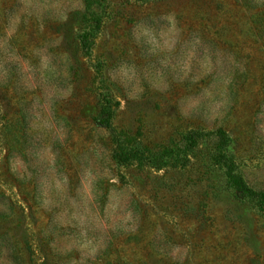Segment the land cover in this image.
<instances>
[{
    "label": "rangeland",
    "instance_id": "rangeland-1",
    "mask_svg": "<svg viewBox=\"0 0 264 264\" xmlns=\"http://www.w3.org/2000/svg\"><path fill=\"white\" fill-rule=\"evenodd\" d=\"M219 152L264 192V0H0V264H264Z\"/></svg>",
    "mask_w": 264,
    "mask_h": 264
},
{
    "label": "trees",
    "instance_id": "trees-1",
    "mask_svg": "<svg viewBox=\"0 0 264 264\" xmlns=\"http://www.w3.org/2000/svg\"><path fill=\"white\" fill-rule=\"evenodd\" d=\"M88 35V33H84L80 37L81 46L83 50H86L87 48L86 42L88 39ZM98 105V123L112 132V127L110 123L112 115V113L110 112L111 103L109 102V100L103 98L99 100ZM218 135L220 138L219 150H221L224 145L223 132L219 131ZM190 138L191 137H189V139ZM112 157L115 162L119 164H126L130 160H134L135 155L130 151L124 150L123 147H120L119 143L116 141V146L113 150ZM215 164L219 165L224 169V174L227 179V185L234 192L235 198L238 201L254 203L261 212V214L264 216V192H256L255 190L251 189L243 180V178L235 172L233 162L230 161L223 153H218L215 159Z\"/></svg>",
    "mask_w": 264,
    "mask_h": 264
}]
</instances>
